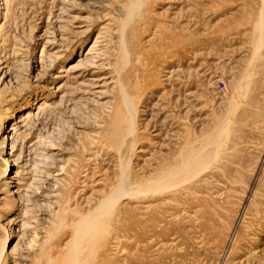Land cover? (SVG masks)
<instances>
[{"label":"rangeland","instance_id":"obj_1","mask_svg":"<svg viewBox=\"0 0 264 264\" xmlns=\"http://www.w3.org/2000/svg\"><path fill=\"white\" fill-rule=\"evenodd\" d=\"M0 126V264H264V0H0Z\"/></svg>","mask_w":264,"mask_h":264},{"label":"bare ground","instance_id":"obj_2","mask_svg":"<svg viewBox=\"0 0 264 264\" xmlns=\"http://www.w3.org/2000/svg\"><path fill=\"white\" fill-rule=\"evenodd\" d=\"M253 52H254V51H253ZM131 109H132V111H130V112H132L133 114L135 113V115H136L135 108L132 107ZM131 109H130V110H131ZM3 122H4V121H3ZM3 122L1 123V126L3 125ZM17 122H19V121H17ZM1 126H0V129L2 128ZM7 127H8V126H7ZM12 128H13V130L15 129V127H9V130H11ZM13 130H11V131H13ZM12 138H13V137H11V140H9V141H10V143L12 144V146H14L12 142H15V141H14V139L12 140ZM5 139H8V136H5V135L2 136V141H1V144H2V145H3V143L5 142ZM215 139H216V138H215ZM209 145H210V144H209ZM189 158H190V157H189ZM6 161H7V163H8V160H6ZM181 161H182V160H181ZM191 161H192V160H191ZM11 162H12V160H11ZM180 163H181V162H180ZM188 163H189V162H187V165H186V163H184L185 165L183 164L184 166L182 165V166H183L182 168H181V165H180V168H179V170H177V173H179V174H183V172H184V171H187V170H188V171H187V173H188V172H189V168H190V167L192 168V165H191V166H190V165L188 166ZM192 163H193V162H192ZM173 168H174V167H173ZM175 170H176V169H175ZM190 170H191V169H190ZM169 171H170V170H169ZM171 171H172V170H171ZM177 175H178V174H177ZM175 176H176V175H175ZM180 176H181V175H180ZM180 176H179V177H180ZM187 176H188V175H187ZM191 176H192V174H191ZM193 176H194V175H193ZM153 177H154V176H153ZM150 178H151V177H150ZM171 178H172V177H171ZM158 179H159V178H158ZM162 179H163V178H162ZM168 179H169V178H168ZM148 180H149V179H148ZM175 180H176V179H175ZM180 180H181V179H180ZM161 181H162V180H161ZM169 181H170V180H169ZM173 181H174V180H173ZM166 182H167V181H166ZM160 183H161V182H160ZM162 183H163V182H162ZM171 183H172V182H171ZM180 183H181V182H180ZM135 184H137V183H135ZM142 184H143V183H142ZM163 184H164V183H163ZM154 186H155V184H154ZM160 186H161V185H160ZM164 186H165V185H164ZM144 187H145V185H144ZM171 187H172V185H171ZM171 187H170V188H171ZM173 187H174V186H173ZM189 187H190V186H189ZM195 187H196V186H195ZM176 188H177V187H176ZM186 188H187V187H186ZM146 189H147V187H146ZM167 189H168V188H167ZM187 189H188V188H187ZM144 190H145V189H144ZM144 190H143V191H144ZM148 190H149V189H148ZM152 190H153V189H152ZM169 190H170V189H169ZM141 191H142V190H141ZM146 191H147V190H146ZM150 191H151V190H150ZM150 191H149V192H150ZM167 191H168V190H167ZM179 191H180V190H179ZM149 192H148V193H149ZM180 192H181V191H180ZM131 193H132V192H129V191H128V192H126L124 195L128 194L129 196H131V195H132ZM162 193H163V192H162ZM188 193H189V192H188ZM188 193H187V194H188ZM134 195H135V193H134ZM138 195H139V194H138ZM151 195H152V194H151ZM153 195H154V194H153ZM132 196H133V195H132ZM177 197H179V196H177ZM138 198H139V197H138ZM181 199H182V198H181ZM189 201H190V200H189ZM213 202H214V201H213ZM103 204H104V203H103ZM209 216H210V215H209ZM84 228H85V227H84ZM205 229H206V228H205ZM159 232H160V231H159ZM161 233H162V232H161ZM5 249H6L5 242H3V248L0 250V255H1L2 253H4Z\"/></svg>","mask_w":264,"mask_h":264}]
</instances>
